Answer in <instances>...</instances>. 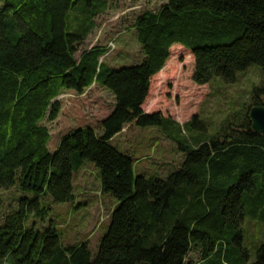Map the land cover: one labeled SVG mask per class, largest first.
Returning <instances> with one entry per match:
<instances>
[{
  "label": "trees",
  "instance_id": "obj_1",
  "mask_svg": "<svg viewBox=\"0 0 264 264\" xmlns=\"http://www.w3.org/2000/svg\"><path fill=\"white\" fill-rule=\"evenodd\" d=\"M3 3L0 264H189L193 249L202 264H264V243L254 261L243 246L245 222L264 223V134L253 131L249 116L264 106V84L253 88L250 106L214 130L198 116L182 127L143 110L174 45L193 55L199 86L234 84L254 65L264 73V0H167L146 10L133 25L144 58L120 69L101 61L105 46L81 52L107 0ZM93 85L111 92L113 110L98 130L71 131L51 154L43 121L59 117L62 91L82 95ZM130 126L167 131L159 130L186 154L181 168L135 178L134 159L113 144ZM87 161L99 169L102 193L116 200L96 253L88 242L63 244L57 226L40 230L31 222L49 217L44 198L75 201L74 173ZM12 192L22 198L5 208L1 196Z\"/></svg>",
  "mask_w": 264,
  "mask_h": 264
},
{
  "label": "rangeland",
  "instance_id": "obj_2",
  "mask_svg": "<svg viewBox=\"0 0 264 264\" xmlns=\"http://www.w3.org/2000/svg\"><path fill=\"white\" fill-rule=\"evenodd\" d=\"M107 1V10L95 18L96 26L81 52L95 46H105L108 53L101 61L112 68L140 64L144 54L133 28L135 18L146 10H158L167 0ZM3 2L5 0H0V9L5 6ZM170 53L164 69L152 78L143 110L147 114L161 112L182 127L198 116L207 121L211 130L216 129L234 112L250 106L253 88L264 84L262 69L254 65L241 73L234 84H226L218 79L220 81L199 86L193 80L195 59L191 52L181 45H174ZM58 100L62 105L59 117L52 122L43 121L50 129L48 148L51 154L58 150L62 139L71 131L83 127L98 130L102 120L110 113L114 98L109 90L93 85L82 95L63 92ZM159 130L167 132L156 127L130 126L113 142L134 159L135 178L141 175L165 178L179 170L185 161L186 154L178 144L168 140ZM73 184L74 202L55 204L50 198H44V204L52 207L49 217L45 223L34 218L31 222L36 221L40 230L50 225L57 226L63 244L88 242L93 253H96L102 237L107 233L116 200L102 193L99 169L89 161L74 173ZM1 197L7 202L6 208L12 199L20 201L22 195L12 192ZM244 233L243 246L249 251L251 261H254L258 247L264 243V223L247 220ZM187 262L202 264L196 249L188 256Z\"/></svg>",
  "mask_w": 264,
  "mask_h": 264
},
{
  "label": "water",
  "instance_id": "obj_3",
  "mask_svg": "<svg viewBox=\"0 0 264 264\" xmlns=\"http://www.w3.org/2000/svg\"><path fill=\"white\" fill-rule=\"evenodd\" d=\"M249 116L252 122L253 131L259 134H264V106H253L250 110Z\"/></svg>",
  "mask_w": 264,
  "mask_h": 264
},
{
  "label": "crops",
  "instance_id": "obj_4",
  "mask_svg": "<svg viewBox=\"0 0 264 264\" xmlns=\"http://www.w3.org/2000/svg\"><path fill=\"white\" fill-rule=\"evenodd\" d=\"M158 74H159V73H158ZM63 92L67 93V92H73V91H66V90H65V91H62V93H63ZM62 93H61V94H62ZM59 97H60V96H59ZM113 98H114V97H113ZM57 100H58V98H57ZM58 101H60V100H58ZM114 101H115V100H114ZM114 101H113V105L111 106V111L113 110V107H114ZM60 103H61V102H60ZM111 111H110V113H111ZM110 113H109V114H110ZM109 114H108V115H109ZM118 136H120V135H118ZM118 136H116V137L114 138L113 141H115V139H116Z\"/></svg>",
  "mask_w": 264,
  "mask_h": 264
},
{
  "label": "built area",
  "instance_id": "obj_5",
  "mask_svg": "<svg viewBox=\"0 0 264 264\" xmlns=\"http://www.w3.org/2000/svg\"><path fill=\"white\" fill-rule=\"evenodd\" d=\"M114 45V44H111V46Z\"/></svg>",
  "mask_w": 264,
  "mask_h": 264
}]
</instances>
